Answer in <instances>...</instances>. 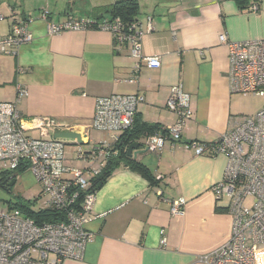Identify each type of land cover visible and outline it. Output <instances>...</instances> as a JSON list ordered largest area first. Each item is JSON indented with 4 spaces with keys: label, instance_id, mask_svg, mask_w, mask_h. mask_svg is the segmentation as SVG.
<instances>
[{
    "label": "crops",
    "instance_id": "0c3cea01",
    "mask_svg": "<svg viewBox=\"0 0 264 264\" xmlns=\"http://www.w3.org/2000/svg\"><path fill=\"white\" fill-rule=\"evenodd\" d=\"M119 1L0 0V37L10 34L15 12L31 18L33 33V40L15 51L0 50V102L13 101L22 86L29 92L18 104L23 117H55L83 127L92 121L98 97L141 94L145 100L136 119L163 128L177 120L167 100L180 83L191 94L194 110L182 139L151 151L142 135L135 139L141 143L137 155L131 156L150 169L157 184L121 163L96 192L85 224L94 239L84 257L61 264H207L202 256L223 246L231 234L229 202L217 200L212 190L223 181L228 159L196 155L183 143L217 141L238 115L240 93L232 88L228 49L219 37L264 39V0H137L143 54L159 56V68L141 62L136 71L130 46L118 44L109 30L49 31L50 23L69 16L110 18L106 9ZM255 3L259 10L250 11ZM137 74V80H129ZM122 134L104 131L94 140L90 131L83 148L90 152L97 142L114 144ZM67 152L77 166L75 150ZM16 180L23 188L38 184L29 171ZM179 199L185 201L184 213L174 214L172 204Z\"/></svg>",
    "mask_w": 264,
    "mask_h": 264
},
{
    "label": "built area",
    "instance_id": "2783aa9c",
    "mask_svg": "<svg viewBox=\"0 0 264 264\" xmlns=\"http://www.w3.org/2000/svg\"><path fill=\"white\" fill-rule=\"evenodd\" d=\"M257 3L250 11L257 12ZM49 11L44 12V17ZM151 18V17H150ZM12 30L0 37V50L10 53L33 40L30 17L12 15ZM97 25L111 31L118 44L130 46V56L149 67L162 65L159 56H145L141 43L139 21L124 23L120 19L102 21L76 19L69 16L64 22L50 23L49 31L59 33ZM220 41L227 46L234 91L264 96V39L230 40L226 33ZM139 75L129 80H137ZM29 92L20 86L16 98L0 102V170L11 171L9 179L20 167L32 173L41 186L34 198L40 208H54L64 213L56 222L36 223L18 208L0 209V264H61L65 259L80 260L94 233L85 228L88 214L93 210L96 192L91 191V178L98 175L111 155L112 144L97 142L92 151L76 145L75 159L89 161L85 169L74 165L67 144L52 136L60 131H76L85 141L92 129L124 133L133 128L138 106L145 100L141 94H111L98 97L92 121L83 127L73 126L55 117H23L18 108ZM167 108L177 114L175 123L147 135L149 150H161L167 140L180 141L182 131L194 116L191 94L179 83L171 88ZM38 130L39 137L30 134ZM115 141L119 138L114 137ZM196 155L227 157L223 181L213 185L217 200L228 199L232 216L229 240L220 248L203 255L207 264H264V107L255 115H236L229 120L228 129L215 142L191 140L183 143ZM185 201L173 202L171 211L183 214ZM165 243V239L162 240Z\"/></svg>",
    "mask_w": 264,
    "mask_h": 264
},
{
    "label": "trees",
    "instance_id": "16d2710c",
    "mask_svg": "<svg viewBox=\"0 0 264 264\" xmlns=\"http://www.w3.org/2000/svg\"><path fill=\"white\" fill-rule=\"evenodd\" d=\"M239 2L242 0H238ZM106 14H109L111 19H120L124 23H129L136 20L138 15V1L137 0H122L119 1L107 9ZM106 17V16H103ZM107 18V17H106ZM92 27H98L93 25ZM160 128L157 125H151L147 122H141L135 118L134 126L131 130L124 132L119 139L112 144L111 155L106 166H104L98 175L91 178V191L97 192L106 180L110 177L114 169H116L121 163L129 166L130 168L139 171L144 177H146L151 184H157L155 176L150 169L141 162L133 159L128 155V147L131 143L135 142L136 138L142 135H151ZM107 162V161H106ZM26 167H20L18 174L15 173L12 180L9 179L11 171L0 170V185L8 190H12L13 186L9 184L16 180L18 175L25 172ZM17 182V180H16ZM18 200L14 205H10L9 208H18L21 212L32 218L36 223L43 222H56L64 218V213L54 208H35L36 199H26L22 196H17Z\"/></svg>",
    "mask_w": 264,
    "mask_h": 264
},
{
    "label": "rangeland",
    "instance_id": "374dc122",
    "mask_svg": "<svg viewBox=\"0 0 264 264\" xmlns=\"http://www.w3.org/2000/svg\"><path fill=\"white\" fill-rule=\"evenodd\" d=\"M237 104V114L238 115H255L264 107V96L254 95V94H243L240 93L236 97ZM31 135L39 137L40 133L38 130L30 132ZM91 134L95 140L94 135L98 138L101 137V134H104L103 130L92 129ZM103 140V139H101ZM76 150V147L67 146V151ZM76 153H74L75 156ZM76 165L80 168H84L85 165H89V161H84L81 159H76ZM41 192V186L39 184L33 185L29 188H23L20 184V181H17L12 190H8L0 185V209H7L10 205H14L18 200L17 196H22L26 199H34L35 196H38ZM42 199L36 201L35 208H39L41 205ZM224 201H228L227 198H224Z\"/></svg>",
    "mask_w": 264,
    "mask_h": 264
},
{
    "label": "water",
    "instance_id": "95a60500",
    "mask_svg": "<svg viewBox=\"0 0 264 264\" xmlns=\"http://www.w3.org/2000/svg\"><path fill=\"white\" fill-rule=\"evenodd\" d=\"M54 137L64 140L68 145H87L89 143V141L83 140L81 134L76 131H60L55 133ZM140 145L141 143L138 141L131 143L128 147V155L136 156L137 152H134V150H136ZM15 183L16 180H13L9 185L13 186Z\"/></svg>",
    "mask_w": 264,
    "mask_h": 264
}]
</instances>
